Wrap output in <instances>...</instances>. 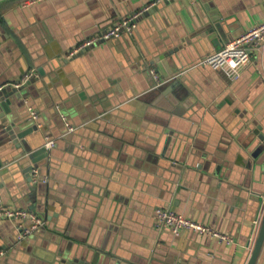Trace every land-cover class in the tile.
Instances as JSON below:
<instances>
[{
	"label": "crops",
	"instance_id": "0c3cea01",
	"mask_svg": "<svg viewBox=\"0 0 264 264\" xmlns=\"http://www.w3.org/2000/svg\"><path fill=\"white\" fill-rule=\"evenodd\" d=\"M159 1L133 35L69 57ZM22 2L0 0V88L35 71L12 111L28 122V101L40 120L26 140L56 145L31 172L34 184L11 151L0 207L33 211L43 225L19 241L17 222L1 219L0 264H248L264 219V50L238 80L195 65L264 23V0ZM153 69L165 79L185 73L181 101L153 92ZM158 208L234 242L173 235L157 227Z\"/></svg>",
	"mask_w": 264,
	"mask_h": 264
},
{
	"label": "built area",
	"instance_id": "2783aa9c",
	"mask_svg": "<svg viewBox=\"0 0 264 264\" xmlns=\"http://www.w3.org/2000/svg\"><path fill=\"white\" fill-rule=\"evenodd\" d=\"M41 0H24L22 6L26 7L31 4ZM160 3H154L149 7L133 14L127 19L120 21L118 24L112 28L97 33L96 35L88 38L80 46L74 49L69 57H74L79 53L85 52L88 49H91L99 44H102L106 41L112 39H119L124 34L133 35L138 26V20L140 17L145 15L151 8L157 6ZM264 50V23L250 29L243 35L231 40L220 50L215 51L206 57L200 59L195 66L199 67H209L212 69H225L229 76L238 80L241 78L243 71L251 64L252 62V53L253 51H263ZM185 73H181L172 78H162L156 70H151V76L153 80L157 83L158 86L166 84L177 77H181ZM36 77L35 71L27 73L23 79L12 85L14 88H21L29 81L33 80ZM4 88H0V91ZM28 106V112L32 121L38 123L40 120L39 114L36 110L26 102ZM64 120H66L64 118ZM70 128V127H69ZM72 130V128H70ZM56 145L54 139L49 138L45 147L50 150ZM35 181L39 180V171H35ZM44 182H48V179L45 178ZM6 219L12 222H17V231H18V240L22 241L27 237L31 236L34 232L39 230L43 225V221L40 217L33 211L25 209H10L1 206L0 207V220ZM156 221L157 227L172 233L173 235L179 236L184 232H194L201 235H207L216 239L222 244H231L233 243V237L227 233L215 230L208 225H205L201 222H197L190 218H187L181 214H178L171 209L167 208H158L156 210ZM26 223V224H25ZM29 223V225H27ZM5 256V252L0 250V260Z\"/></svg>",
	"mask_w": 264,
	"mask_h": 264
},
{
	"label": "water",
	"instance_id": "95a60500",
	"mask_svg": "<svg viewBox=\"0 0 264 264\" xmlns=\"http://www.w3.org/2000/svg\"><path fill=\"white\" fill-rule=\"evenodd\" d=\"M221 27L219 24L216 26L207 27V32L209 35V39H214L216 36V30L220 31ZM209 30V31H208ZM216 44L217 41H215ZM33 83V80L29 81L27 84L22 86L21 88L14 87H6L0 91V119L3 121V125L5 130L0 132V175H5L12 171L13 166L8 165L9 156L11 155V151L14 147H16L19 151V157L26 158V163H29V166L25 169V173L28 177V181L31 184H34V177L31 175L34 169L39 168L45 165L50 157V152L48 149L44 147H40L38 149H33L31 144L26 140L29 136H31L34 132L38 131L37 123L32 121L30 115L28 116V122L22 123L20 120L15 118V114L12 111V106L14 103L19 105V100L23 97V90L29 87ZM156 83V82H155ZM179 83L180 81L176 78L172 81L167 82L166 84L160 85L156 88L155 84V93L159 91L171 92L174 91L176 93L177 100L173 98L174 101H181L179 94ZM167 89V90H166ZM28 111V108H27ZM29 113V112H28ZM17 123V124H16ZM18 125V126H17ZM66 129V133H67ZM11 142V143H10ZM11 144L10 148H7L9 144ZM23 162H21L22 164ZM34 192L36 191L35 188ZM19 234V233H18ZM264 250V219L261 226V230L258 236V239L255 243L251 258L248 264H258L259 259L261 258L262 252Z\"/></svg>",
	"mask_w": 264,
	"mask_h": 264
},
{
	"label": "rangeland",
	"instance_id": "374dc122",
	"mask_svg": "<svg viewBox=\"0 0 264 264\" xmlns=\"http://www.w3.org/2000/svg\"><path fill=\"white\" fill-rule=\"evenodd\" d=\"M24 1V0H23ZM26 1V0H25Z\"/></svg>",
	"mask_w": 264,
	"mask_h": 264
}]
</instances>
